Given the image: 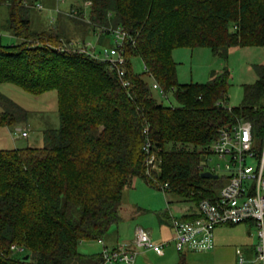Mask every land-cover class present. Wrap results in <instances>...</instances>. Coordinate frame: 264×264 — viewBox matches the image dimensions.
<instances>
[{
	"label": "trees",
	"instance_id": "trees-1",
	"mask_svg": "<svg viewBox=\"0 0 264 264\" xmlns=\"http://www.w3.org/2000/svg\"><path fill=\"white\" fill-rule=\"evenodd\" d=\"M57 1L70 3L61 13L90 22L76 33L90 29L100 42L113 38L103 31L109 25L126 32L130 86L83 51V39L72 42L62 14L35 30V0H0L6 31L17 39L0 42V84L33 96L55 91L59 118L57 130L44 131L40 148H0V264H99L100 254L84 256L78 245L101 240L119 222L123 192L134 179L159 189L166 184V195L197 206L215 199L224 184L202 178L200 169L218 130L244 119L264 138V64L254 67L256 81L244 85L241 106L228 108L227 70L212 73L206 84H179L172 59L180 47L208 48L223 59L231 49L264 48V0ZM134 58L142 60L143 73L133 72ZM148 79L176 106L159 103ZM0 109V126L26 120V111L1 93ZM147 142L157 159L150 173ZM177 264H186L183 254Z\"/></svg>",
	"mask_w": 264,
	"mask_h": 264
},
{
	"label": "rangeland",
	"instance_id": "rangeland-1",
	"mask_svg": "<svg viewBox=\"0 0 264 264\" xmlns=\"http://www.w3.org/2000/svg\"><path fill=\"white\" fill-rule=\"evenodd\" d=\"M40 1L42 8L36 6L31 7V27L33 29L38 30V28L45 26L44 23L39 24L36 20L39 21V19L42 17L44 18V16L54 17L55 14H62V17L65 20V23L63 24L65 32L69 34V38H71L75 45L78 43L82 44V41L84 40L86 43H90L94 46L96 52H103L104 49H109L114 45V38L111 36L106 37L109 41L111 40L110 43H107L103 38L98 42L96 36L92 35L93 33H91L92 31L90 29H88L89 31L86 32V34L85 32L76 33L80 24H82L81 30L83 31L86 28L85 24L90 25V22L88 19L85 20V17L82 16L81 18H76L77 20H73V17L71 19L68 14L65 15L61 13L62 8H58V6L52 7L55 9H49L50 11H48V8L46 7H49L54 0ZM58 2L63 3L62 1H57L56 5ZM62 5L64 4H61L60 7ZM6 13L7 10L1 7L0 42L4 45L16 44L17 39L14 36H10L5 28L4 20L7 19L5 18ZM91 27L93 26L91 25ZM107 28L115 29V27L110 25ZM81 35L85 38H81ZM77 37H80L78 38V41L80 42L74 40ZM86 50L91 49L86 47ZM172 59L176 63V76L179 84H206L211 80L212 73H221L224 70H227L230 76L226 106L228 108H236L241 106L243 102L244 85L252 84L257 79L254 67L264 64V48H236L228 52L227 59H223L214 56L208 48L190 49L188 47H180L173 50ZM132 69L136 74L144 72V64L140 58L132 59ZM148 83L150 86L152 85V82L149 79ZM0 93L15 102L27 113L26 120L19 123L17 126H0L1 149H12L16 147L40 148L44 143V131L57 130L59 128L55 91L47 92L40 96H33L19 87L3 83L0 84ZM151 93L153 97L164 106H176V102L171 94H166V96L163 97L159 91L153 89H151ZM23 131L27 132V137L25 138L18 134ZM215 162L216 157L211 156V160L209 161L210 166ZM202 165H205V161ZM221 180L225 183V180ZM169 198H174V196L166 195L159 188H150V186L141 179H134L131 187L123 192L120 220L109 228L107 232L108 236L113 235L114 241H117L118 245L130 243L134 240L136 225H139L143 229L150 231L151 239L154 243L160 244L167 241L169 232H172V229L167 224L168 222L171 224V219L168 218H171V216L181 218L180 211L187 206L186 204H189L186 202L167 204L166 202L169 201ZM159 220L164 221L161 228ZM223 228L225 230L226 244L228 245L235 243L238 241L239 237L246 235L247 230L243 223L238 224L235 227ZM242 231H244V233ZM99 249L96 240H86L78 245V252L84 256L96 255ZM138 251L139 255L136 258L137 264H170V258L171 260L178 261L177 258L179 257L173 244H170L164 249V259L167 258L165 261H163L164 259L159 260V258H157L152 252L141 255V251L144 250ZM189 255L193 256L192 254ZM201 256L203 255H196L194 258L198 257L200 261H202L203 258ZM187 260L189 259L187 258ZM69 264L74 263L71 262ZM244 264L250 263L246 262Z\"/></svg>",
	"mask_w": 264,
	"mask_h": 264
},
{
	"label": "built area",
	"instance_id": "built-area-1",
	"mask_svg": "<svg viewBox=\"0 0 264 264\" xmlns=\"http://www.w3.org/2000/svg\"><path fill=\"white\" fill-rule=\"evenodd\" d=\"M35 6L42 8L39 3ZM84 6L87 7L88 3ZM75 14L68 15L73 17ZM104 30H108L113 36L114 46L104 49L100 54L94 46L86 43L83 51L108 63L110 71L116 74L122 86L128 88L130 83L126 78L124 46L129 37L119 28ZM86 47L91 50H86ZM151 88L165 96L157 83L153 82ZM18 134L23 138L27 137L25 131ZM144 151L147 173H150V169L156 168L157 159L149 142L144 145ZM211 156L216 157L212 166L209 163ZM200 169L202 172L217 175V179H223L225 183L218 190L215 199H203L198 203L194 219L184 220L183 217L171 216L173 237L160 244L154 243L148 232L136 228L131 243L103 248L99 264H135L138 250L151 251L157 256H162L165 247L170 244H173L178 253L208 252L214 247L213 233L217 227L247 222L254 225L257 237L253 263L264 264V138L255 137L252 123L248 120L240 119L231 125L223 126L218 130V137L211 145V153ZM152 181L155 184L153 177ZM159 187L164 191L167 185ZM98 242L101 243V240ZM11 250L22 251L15 245L11 246ZM245 262L244 258L239 256L238 264Z\"/></svg>",
	"mask_w": 264,
	"mask_h": 264
},
{
	"label": "crops",
	"instance_id": "crops-1",
	"mask_svg": "<svg viewBox=\"0 0 264 264\" xmlns=\"http://www.w3.org/2000/svg\"><path fill=\"white\" fill-rule=\"evenodd\" d=\"M35 1H37V3L41 4L40 0H35ZM56 3H57V0H54L51 3V5H49V7H46V8H48V11H50L49 9H52V10L55 9V8H52V7H55V6H58V8H62L61 11L64 12V13L66 11H68V9H70V3L67 2V1H65L64 3L58 2L57 5H56ZM61 4H64V5H62L60 7ZM51 13H49V14H51ZM50 18H52V16H49V17H45L44 16V18L42 17V18L39 19V21L36 20V22L39 23V24H43L44 23L45 25H47V24H49V19ZM56 19H57V17H55V20ZM38 29H41V28H38ZM10 36H12V35H10ZM104 40L107 43H109V39L106 38ZM231 50H233V49H231ZM260 65H262V64H260ZM174 202L180 203V200L175 198V197L174 198H169V201H167L166 203L167 204H170V203L172 204ZM186 205L187 206L183 210L180 211L181 212V216L182 217H187V216H190V215H194L196 213V206H194L193 204H190V203L186 204ZM120 213H121V205H120V208H119V216H120ZM168 219H170V218H168ZM159 221H160V228H161V226H163V224H164V221L163 220H159ZM167 224L171 228V224L169 222ZM243 225L247 229L246 230V235H243V236L239 237L238 241H236L235 243L230 244V245L226 244L225 233H224L225 230H224L223 227H235L236 225L235 226H219V227H217L214 230V233H213L214 234V247H213L212 250H210L208 252H202V253H196V252L191 253V252H188V251L183 252V253H178L179 257L177 258V260L179 261L180 260V254H183L184 259L186 261V264H196V263L197 264H238V258H239V256H242L247 263L256 264V263H253V259L255 257V247H256V244H257V237H256V234H255V227L250 222L243 223ZM136 228H142V227L139 226V225H136ZM143 230L150 234V231L145 230V229H143ZM242 232L244 233V231H242ZM150 236H151V234H150ZM172 237H173L172 232H169V234L167 236V238H168L167 241L171 240ZM96 242H97V244L99 245V248H100L96 255H99L101 253V251L103 250V248H113V247H116L118 245L117 241L116 242L114 241L113 235H109L108 236L107 233L101 239V243H99L98 241H96ZM141 252L142 253H140V254L143 255V254H147L148 252H151V251H141ZM189 254H192L193 256H190ZM200 254H202L203 256H206V257L201 256L203 258L202 261H200V259L198 257L194 258L196 255H200ZM156 257L159 258V260H161V259L163 260L165 258V254H163L162 256H157L156 255ZM187 258L189 260H187ZM166 259H164L163 261H165ZM169 261H170V264H177L178 263V261L171 260V258H170Z\"/></svg>",
	"mask_w": 264,
	"mask_h": 264
},
{
	"label": "water",
	"instance_id": "water-1",
	"mask_svg": "<svg viewBox=\"0 0 264 264\" xmlns=\"http://www.w3.org/2000/svg\"><path fill=\"white\" fill-rule=\"evenodd\" d=\"M201 177L204 179H217L218 178L217 175H214L210 172H202ZM25 259H27V257H25Z\"/></svg>",
	"mask_w": 264,
	"mask_h": 264
}]
</instances>
